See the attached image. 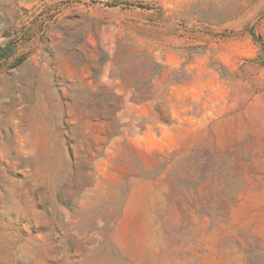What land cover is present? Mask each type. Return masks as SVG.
<instances>
[{
    "label": "rangeland",
    "instance_id": "rangeland-1",
    "mask_svg": "<svg viewBox=\"0 0 264 264\" xmlns=\"http://www.w3.org/2000/svg\"><path fill=\"white\" fill-rule=\"evenodd\" d=\"M123 1L0 0V264H264V0Z\"/></svg>",
    "mask_w": 264,
    "mask_h": 264
},
{
    "label": "trees",
    "instance_id": "trees-1",
    "mask_svg": "<svg viewBox=\"0 0 264 264\" xmlns=\"http://www.w3.org/2000/svg\"><path fill=\"white\" fill-rule=\"evenodd\" d=\"M123 3L127 4L128 1L125 0V1H123ZM12 53H13V48L10 45L4 46V47H0V58L9 57V56L12 55ZM20 59L21 58L18 57L17 61H20Z\"/></svg>",
    "mask_w": 264,
    "mask_h": 264
}]
</instances>
